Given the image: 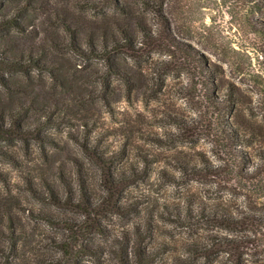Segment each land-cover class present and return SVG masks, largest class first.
<instances>
[{"label":"rangeland","instance_id":"obj_1","mask_svg":"<svg viewBox=\"0 0 264 264\" xmlns=\"http://www.w3.org/2000/svg\"><path fill=\"white\" fill-rule=\"evenodd\" d=\"M85 1L0 0V56L39 61L0 68V113L18 111L24 127L0 134V264H52L64 257L60 242H79V264H120L121 255L137 264L144 251L143 264H237L214 241L232 231L202 214L264 217V8L164 0L158 15ZM122 23L132 45L110 61L96 56L93 45L103 49L101 35ZM164 33L178 47H161ZM227 109L240 113L247 143L230 141ZM182 162L212 167L189 174ZM124 172L131 182L111 193L107 175ZM81 180L97 213L51 201L83 196ZM47 216L69 217L77 241ZM92 219L103 226L79 232ZM244 259L264 264V241Z\"/></svg>","mask_w":264,"mask_h":264},{"label":"trees","instance_id":"obj_2","mask_svg":"<svg viewBox=\"0 0 264 264\" xmlns=\"http://www.w3.org/2000/svg\"><path fill=\"white\" fill-rule=\"evenodd\" d=\"M86 6H97L98 4L104 8L107 7H114L117 10H122L123 12L129 13L132 10L133 5L141 6L143 10H148L157 13L158 15H162L163 11L165 9L164 0H86L85 1ZM257 4L264 8V0H258ZM129 23H122L119 27L117 26L113 31L111 32H105L103 35H101V41L100 44L102 45L103 49H97L94 45L92 47L93 53L98 57H108L109 61L112 56L111 53L115 51H120L121 48L127 45H132V38H131V32L130 28L128 27ZM117 30L122 34L124 37V42L120 41L117 37ZM145 33V28L142 29ZM91 37V36H90ZM92 38V37H91ZM177 40L171 38L168 33H164L160 39H158V43L163 48H168L170 46L178 47ZM91 43V41H90ZM92 44V43H91ZM128 48V46H127ZM193 58H195V55H192ZM198 61L200 62L201 59L198 55ZM39 61H36V59L32 55H28L27 57L22 54L20 57L16 58H9V57H2L0 56V68L7 67V68H16L19 70H25L27 66L38 64ZM111 67L116 66L115 64L110 65ZM119 71V69H116ZM231 102V101H230ZM213 108L214 111H218V106L222 102L213 100ZM227 113L233 112L235 115L233 120L227 119V125L229 129V139L232 143L235 144H245L249 141L246 135V131H243L245 129V125L240 120V113L232 110L227 109ZM21 115H19L18 111H15L12 108L4 106L2 108V111L0 113V134L1 133H8L13 130L17 131H24V127H21L20 121H21ZM246 130V129H245ZM97 159H99L104 166H109V164H112L114 160H111L110 156H104L100 154H96ZM241 158L240 155H234L233 154V160L236 161L237 158ZM183 170L186 173L189 174H198L201 171H208L211 164H204L203 166H195V165H189L186 162L181 163ZM132 176L131 173H118L117 175L109 174L107 175V182L109 183V190L112 193H118L119 188H121L124 184H128L131 181L130 177ZM82 184V195L80 198H75V195L73 196L69 195L66 199L59 198L56 194H53L51 201H53L55 204L60 203H67L71 206L75 207H82L83 210L87 211L88 213H97L99 211V207L97 204L92 202L90 200V197L87 196V192H84V189H86V183L81 180ZM116 194L109 196L108 199L105 200L104 204L110 205L116 198ZM115 202V201H114ZM115 207H120L119 204L114 203ZM203 217H205L208 220L217 222L222 224L225 228L229 229L231 234H225L222 236L215 235L214 241L216 245H221L224 247H227L228 250L235 256V260L237 264H247L246 259H244V254L248 252H257V249L260 248V246L263 244L264 241V217L259 215L255 211H248L243 210L239 211V213L234 212H215L213 213H203ZM48 221L57 223V224H64L68 225L71 230H73V234L70 238L72 242L77 241L76 239V231L74 230L73 225L71 226V222L69 221V217L65 218H53L50 216H47ZM76 226L79 228V232L82 231V233H88L91 229L101 228L103 225L100 221H96L92 219V222H81L80 224H76ZM75 226V227H76ZM59 246L64 250V257H53L51 259L52 264H79L77 260V253L75 254V248L80 247L79 242L76 243H63L60 242ZM82 247H87V245L82 244ZM198 249V248H197ZM79 250H77L78 252ZM66 255L68 256L67 259H65ZM151 252H139V259L137 264H143L141 261L144 259H150ZM120 264H131L130 259L128 257H124L121 255ZM149 262V261H148ZM257 264V263H255Z\"/></svg>","mask_w":264,"mask_h":264}]
</instances>
